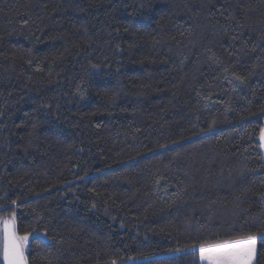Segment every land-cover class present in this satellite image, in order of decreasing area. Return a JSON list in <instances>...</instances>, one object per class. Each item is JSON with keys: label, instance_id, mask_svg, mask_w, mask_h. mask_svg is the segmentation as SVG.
Wrapping results in <instances>:
<instances>
[{"label": "trees", "instance_id": "16d2710c", "mask_svg": "<svg viewBox=\"0 0 264 264\" xmlns=\"http://www.w3.org/2000/svg\"><path fill=\"white\" fill-rule=\"evenodd\" d=\"M262 34L264 0H0V203L49 237L28 264H201L258 229Z\"/></svg>", "mask_w": 264, "mask_h": 264}, {"label": "snow or ice", "instance_id": "6c2138e0", "mask_svg": "<svg viewBox=\"0 0 264 264\" xmlns=\"http://www.w3.org/2000/svg\"><path fill=\"white\" fill-rule=\"evenodd\" d=\"M141 4V7H144ZM226 19L233 20L234 17L229 16ZM27 24V21H25ZM237 27H244V25L237 22ZM260 41L264 42V34L261 35ZM30 63V61H29ZM92 68L98 69L99 66L96 64L91 65ZM37 71L40 68L37 67ZM119 71V69H117ZM225 73H229V69L225 68ZM232 80L238 81L240 84L244 83L245 78L236 72L229 73ZM79 91V86H78ZM83 96V92H79ZM43 108H51L49 104L41 105ZM264 111V109H262ZM59 119V116L56 117ZM39 126V121L32 125L33 130ZM55 134V129L53 130ZM33 133H29V136ZM260 147L264 149V127L261 128L259 134ZM264 159V157H262ZM243 172L239 173L242 178ZM183 189L179 190L174 195L177 199L182 200ZM248 195L247 190L242 193L237 200L246 198ZM260 199L264 200V193L260 194ZM11 207L6 204L0 203V211H8L9 215L0 216V255L5 264H28V256L26 251L29 247L30 238L36 237L40 239L41 243H45L49 239L47 230L43 232L37 231L35 228L32 231L24 232L20 234L17 227V214L15 208L18 206L17 199H12L10 201ZM95 207V205H93ZM123 227V225H121ZM258 241L264 243V220L260 221L259 228L256 230H237V234L231 236L228 239H214L205 240L199 245L193 244L190 246L188 251L191 254L198 255L201 264H257V244ZM178 253L181 250L175 249ZM49 256L51 253L48 254ZM147 260L149 257H143ZM51 264V261L48 262ZM110 264H117L115 259L111 260Z\"/></svg>", "mask_w": 264, "mask_h": 264}, {"label": "rangeland", "instance_id": "374dc122", "mask_svg": "<svg viewBox=\"0 0 264 264\" xmlns=\"http://www.w3.org/2000/svg\"><path fill=\"white\" fill-rule=\"evenodd\" d=\"M264 127V126H263ZM261 148V147H260ZM261 153H262V157H264V149L261 148ZM263 162H264V159H263ZM32 238H36V237H32ZM31 239V238H30ZM42 239V238H40ZM0 260L2 261V264H5V262L3 261L2 259V255H0ZM201 263V262H200Z\"/></svg>", "mask_w": 264, "mask_h": 264}]
</instances>
